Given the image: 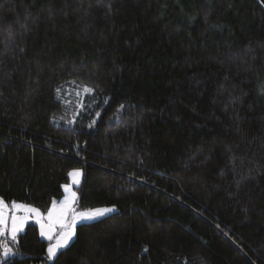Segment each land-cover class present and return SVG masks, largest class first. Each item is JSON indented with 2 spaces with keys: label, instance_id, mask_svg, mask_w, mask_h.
<instances>
[{
  "label": "trees",
  "instance_id": "obj_1",
  "mask_svg": "<svg viewBox=\"0 0 264 264\" xmlns=\"http://www.w3.org/2000/svg\"><path fill=\"white\" fill-rule=\"evenodd\" d=\"M74 169L116 210L0 264H264V0H0V197Z\"/></svg>",
  "mask_w": 264,
  "mask_h": 264
},
{
  "label": "snow or ice",
  "instance_id": "obj_2",
  "mask_svg": "<svg viewBox=\"0 0 264 264\" xmlns=\"http://www.w3.org/2000/svg\"><path fill=\"white\" fill-rule=\"evenodd\" d=\"M59 91V89H57ZM86 92H92L93 89L84 86ZM123 107V105H121ZM81 172L79 170H73L69 173L72 177V183L78 185L80 183ZM64 190L67 193L64 197L63 202L57 208L55 202L53 207L49 209L47 216H43L39 209L31 207L25 204H18L12 202V206L15 209H22L25 213L34 214L37 222L40 224L41 235L46 236L49 240H52L54 236L58 233V238L54 244H50L47 252L49 258L55 257L57 250L62 249L67 246L69 240H71L74 235V225L76 217L79 216L81 219H92L99 216H103L114 210V208H97L94 210H89L87 212L76 213L72 205L77 201V194L72 191L71 185H64ZM7 205L0 197V249H2L3 257H8L12 254V248L9 246V234L12 243H16L17 234L23 229L25 223L31 218V215L23 216H12L11 217V228L8 227V221L4 216V210ZM69 213H72L71 219H69ZM145 251L147 249L145 248ZM3 257H0L2 259Z\"/></svg>",
  "mask_w": 264,
  "mask_h": 264
},
{
  "label": "rangeland",
  "instance_id": "obj_3",
  "mask_svg": "<svg viewBox=\"0 0 264 264\" xmlns=\"http://www.w3.org/2000/svg\"><path fill=\"white\" fill-rule=\"evenodd\" d=\"M74 170H79V171L81 172V175H80V177H79V179H80V181H81V177H82V171H81V169H74ZM72 171H73V170H72ZM72 171H71V172H72ZM66 184L71 185V189H72V191H74V192L77 194V192H76L75 189H74V186H76V185L72 183V177H71V176H70V181H69V183H66ZM66 184H64V185H66ZM63 189H64V186H63ZM66 194H67V193H66L65 190H64V195H63V197H62L61 199L54 200V202H55L57 208H59L60 204L63 202L64 197H65ZM77 198H78V194H77ZM3 201H4V200H3ZM4 202H5V204L7 205V208L4 210V216H5V218H6L7 221H8V227H9V229L11 228V217H12V216H23V215H26V214H27V215H31V218L25 223L23 229H22L20 232H22V231L24 230L25 226L29 223V221H32V222L35 221V222H37V219L35 218V215H34V214H28V213H25L24 210H22V209H15V208L12 206V203L9 204V203H7L6 201H4ZM54 202H53V203H54ZM16 203H18V204L29 205V206H31V207H34V208L39 209L38 207H36V206H34V205H31V204L21 203V202H16ZM53 203H52V205H51V207H50L49 209H51V208L53 207ZM75 205H76V202L73 203L72 207H73V209L75 210L76 213H79V212H87V211H89V210H78V209L75 207ZM97 208H114V210L111 211V212H109V213L104 214L103 216H99V217L92 218V219H81V218H79V216H77V217H76V221H75V225H74V235L72 236L71 240H69L67 246H68V245L73 241V239L75 238V227H76V225H77L78 223L96 221V220H98V219H101V218H103V217H105V216H107V215L113 213V212L116 210V207H114V206H104V207H97ZM97 208H94V209H97ZM94 209H90V210H94ZM39 211H40V213H41L43 216H47L49 210H47V212H43V211H41V210L39 209ZM71 217H72V213H69V219H71ZM37 223H38V222H37ZM39 225H40V224H39ZM41 236H42L44 239L48 240V241H49V245H50V244H54V243L56 242V238H58V233H57L56 236H54V238H53L52 240H49L46 236H43V235H41ZM67 246H66V247H67ZM48 247H49V246H48ZM66 247H64V248H66ZM64 248H62V249H64ZM60 250H61V249L57 250V253H58ZM47 253H48V252H47ZM56 255H57V254H56ZM53 258H54V257H52V258H50V259H53Z\"/></svg>",
  "mask_w": 264,
  "mask_h": 264
},
{
  "label": "crops",
  "instance_id": "obj_4",
  "mask_svg": "<svg viewBox=\"0 0 264 264\" xmlns=\"http://www.w3.org/2000/svg\"><path fill=\"white\" fill-rule=\"evenodd\" d=\"M78 199V198H77ZM76 203H77V201H76ZM75 207H76V205H75ZM29 222H31V221H29ZM35 222V221H34ZM35 223H37V222H35ZM38 224V226H39V229H40V225H39V223H37ZM40 233H41V230H40ZM9 236H10V234H9Z\"/></svg>",
  "mask_w": 264,
  "mask_h": 264
}]
</instances>
